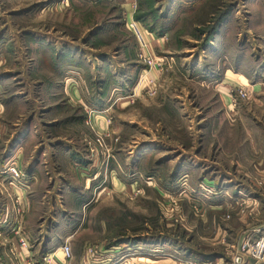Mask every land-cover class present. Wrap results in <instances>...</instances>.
Listing matches in <instances>:
<instances>
[{
  "label": "rangeland",
  "instance_id": "obj_1",
  "mask_svg": "<svg viewBox=\"0 0 264 264\" xmlns=\"http://www.w3.org/2000/svg\"><path fill=\"white\" fill-rule=\"evenodd\" d=\"M258 242L264 0H0V264H264Z\"/></svg>",
  "mask_w": 264,
  "mask_h": 264
},
{
  "label": "built area",
  "instance_id": "obj_2",
  "mask_svg": "<svg viewBox=\"0 0 264 264\" xmlns=\"http://www.w3.org/2000/svg\"><path fill=\"white\" fill-rule=\"evenodd\" d=\"M127 27L129 29V31L133 34V36L135 37L137 44L139 46V48L142 51H148L149 49V44H148V39L146 36V33L142 30V28L140 27L139 23L135 20H131L128 24ZM148 65L149 67L152 66H158L160 67L159 64H155L153 62V60L149 59L148 60ZM11 171L15 174V176L17 177V173L15 169H11ZM23 245L25 246V243H23ZM254 250L256 253V258L260 257L261 253L264 251V242H258L254 247ZM59 254L62 255L64 258L68 259L71 257V251H70V247L68 246V244H64L63 246H61L59 248ZM240 261V259H238Z\"/></svg>",
  "mask_w": 264,
  "mask_h": 264
},
{
  "label": "crops",
  "instance_id": "obj_3",
  "mask_svg": "<svg viewBox=\"0 0 264 264\" xmlns=\"http://www.w3.org/2000/svg\"><path fill=\"white\" fill-rule=\"evenodd\" d=\"M65 92H66V95L70 98V101H72V102L80 99V98H78L77 93H76V91H74V89L69 91V89L65 88ZM94 116H93L94 117L93 118V123H94L93 125L95 126V128H100V126H102V124H103L102 116H100V115H94ZM74 151H73V153L72 152L68 153L67 156H69L70 159L71 158L75 159L76 156L79 155L78 153H75ZM81 156H83V154H81ZM57 252H59V251H57Z\"/></svg>",
  "mask_w": 264,
  "mask_h": 264
}]
</instances>
